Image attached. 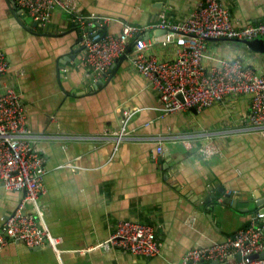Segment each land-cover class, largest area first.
I'll return each instance as SVG.
<instances>
[{"label": "crops", "instance_id": "1", "mask_svg": "<svg viewBox=\"0 0 264 264\" xmlns=\"http://www.w3.org/2000/svg\"><path fill=\"white\" fill-rule=\"evenodd\" d=\"M66 1L82 14L109 17L108 32H120L125 23L142 26L138 36L152 42L149 50L172 58L175 44L163 43L168 31L157 24L162 14L183 19L200 0ZM222 2L241 23L264 21V0ZM18 6L0 0V50L9 61L0 92L10 84L23 96L47 167L39 204L51 233L62 240L38 247L11 241L0 252V264H182L189 248L223 240L252 221L264 199V133L249 121L251 94L164 113L157 90L128 57L94 77L82 59L83 28L65 7H53L50 21L41 23ZM220 58L264 73V53L236 39H208L206 61ZM125 109L134 113L128 137L116 149ZM208 142L219 149L214 156L202 151ZM160 144L164 152L154 159ZM226 193L232 199L225 203ZM24 197V190L7 189L0 180V227ZM33 210L27 202L26 211ZM120 219L153 224L161 252L95 247Z\"/></svg>", "mask_w": 264, "mask_h": 264}, {"label": "built area", "instance_id": "2", "mask_svg": "<svg viewBox=\"0 0 264 264\" xmlns=\"http://www.w3.org/2000/svg\"><path fill=\"white\" fill-rule=\"evenodd\" d=\"M16 2L22 11L38 22H49L51 9L59 5L65 7L83 29L91 27L92 31L83 33L85 51L82 59L96 79L105 75L116 59L126 54L130 40L135 37V46L127 57L157 90L164 113H176L191 107L202 109L230 94L249 93V121L264 133V73L256 74L252 67L238 59L206 61L208 39L252 40L264 37V21L241 23L232 17L222 0H200L191 13L178 21L169 20L162 14L157 26L168 31L163 43L175 44V56L160 58L149 50L152 42L138 36L142 26L125 23L120 32L112 33L105 30L109 17L82 14L70 1ZM8 68L6 54L0 50V76ZM3 87L4 91L0 92V180L7 189L24 190L25 197L0 227V252L14 240H22L30 247L47 243L57 246L62 237L51 233L39 204V197L46 189L45 157L36 147V135L28 124L21 93L13 85ZM133 113L130 109L123 112L121 128L114 137L116 149L128 137V124ZM202 151L214 156L219 149L208 142ZM163 152L164 147L160 144L153 158H160ZM27 202L32 203L33 212L26 211ZM263 217L264 212L254 213L247 226L238 228L225 239L189 248L182 264H196L209 259L225 262L237 253L242 254L240 264H264V257H249L264 251V227L258 222ZM110 245L148 256L161 252L155 226L133 219H120L112 235L95 247Z\"/></svg>", "mask_w": 264, "mask_h": 264}, {"label": "water", "instance_id": "3", "mask_svg": "<svg viewBox=\"0 0 264 264\" xmlns=\"http://www.w3.org/2000/svg\"><path fill=\"white\" fill-rule=\"evenodd\" d=\"M86 31H92V28L91 27H86L85 29H83V33H85ZM217 38H226V37H217ZM83 39H84V36H83ZM226 39H229V38H226ZM236 40L241 41L243 47H246L248 49H252L254 51H260V52L264 53V37L263 36L257 37V38L252 39V40H240V39H236ZM135 42L136 41H134L133 43L129 44V46L127 48V51H126V54H124L121 57L117 58L115 63L113 64V66L117 65L119 63V61L124 60L127 57V54L132 51V48L135 45ZM102 81L103 80L101 79L100 83ZM191 109L195 110L197 108L196 107H191ZM231 199H232V196L229 193H226L225 196H224V202L225 203L226 202H230ZM263 201H264V199H263ZM263 201L257 202V207L253 210L254 213L264 212V206L261 205V204L264 203ZM258 222H259L260 226L264 227V217L261 218V220L259 219ZM263 256H264V251H261L259 253H253V254L249 255V257H251V258L263 257ZM233 257H236L240 261L242 260V254L241 253H237L235 256H232L230 258H233Z\"/></svg>", "mask_w": 264, "mask_h": 264}, {"label": "bare ground", "instance_id": "4", "mask_svg": "<svg viewBox=\"0 0 264 264\" xmlns=\"http://www.w3.org/2000/svg\"><path fill=\"white\" fill-rule=\"evenodd\" d=\"M19 7V6H18ZM13 8V7H12ZM15 8V7H14ZM17 8V7H16ZM14 10V9H13ZM14 12H15V10H14ZM37 23V22H36ZM45 25V24H44ZM28 26V25H27ZM44 26H42V28H43ZM40 33V32H39ZM9 62V61H8ZM4 75V74H3ZM8 75V74H7ZM2 76V75H1ZM6 76V75H5ZM2 79V78H1ZM0 82H1V80H0ZM9 82V81H8ZM13 83V82H12ZM10 85V84H9ZM1 86V85H0ZM2 86H4V85H2ZM3 89V88H2ZM1 90V89H0ZM23 97V96H22ZM56 236H58V235H56Z\"/></svg>", "mask_w": 264, "mask_h": 264}]
</instances>
